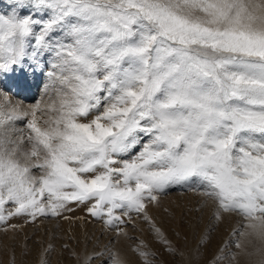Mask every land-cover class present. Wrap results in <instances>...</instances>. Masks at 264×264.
<instances>
[{"label": "snow or ice", "instance_id": "1", "mask_svg": "<svg viewBox=\"0 0 264 264\" xmlns=\"http://www.w3.org/2000/svg\"><path fill=\"white\" fill-rule=\"evenodd\" d=\"M17 72L44 75L49 103L0 87L3 231L75 204L118 236L142 219L167 245L149 207L180 186L264 242V0H12L0 79Z\"/></svg>", "mask_w": 264, "mask_h": 264}, {"label": "rangeland", "instance_id": "2", "mask_svg": "<svg viewBox=\"0 0 264 264\" xmlns=\"http://www.w3.org/2000/svg\"><path fill=\"white\" fill-rule=\"evenodd\" d=\"M11 4L12 0H0V14L10 13ZM44 83V75L20 72L0 79V87L25 109L37 103L42 107L49 103V98L43 95ZM49 115L38 114L41 122ZM202 199L196 192L174 186L160 194L158 203L149 207V215L169 241L167 245L161 243L152 227L142 219L122 226L127 234L118 236L75 204L71 205L74 211L80 210L86 221L84 227L78 226L82 229L79 231L75 221L70 220V213L74 211L67 212L70 219L66 224L61 223V217H38L34 222L13 219L11 223L18 225L16 229L5 232L0 226V264H41L42 261L44 264H83L87 256L96 253H103V257L95 264H111L110 256H118L123 264H143V259L134 251L138 246L154 253L153 264H207L217 255L223 256L219 264H262L264 242L254 236L249 237L250 241L248 237L233 236V229L241 225L240 218L226 217L223 223H217L210 218L209 209L201 207ZM209 224L215 225L214 230ZM201 236L208 241L207 246H198ZM237 239L242 245L245 242L248 245L237 249ZM169 248L174 251L170 252Z\"/></svg>", "mask_w": 264, "mask_h": 264}, {"label": "bare ground", "instance_id": "3", "mask_svg": "<svg viewBox=\"0 0 264 264\" xmlns=\"http://www.w3.org/2000/svg\"><path fill=\"white\" fill-rule=\"evenodd\" d=\"M67 214V212L66 213H64V215H66ZM71 214V219H70V217H69V219L70 220H74L75 221V223H76V227H80V228H82V227H84L85 226V224H86V221L85 220H83V216L81 215L82 213H80V210H76V211H74V212H72V213H70ZM68 216V215H67ZM89 218V217H88ZM61 223H63V224H66L67 222L69 223V219H64L63 217H61ZM91 226V225H90ZM78 227V229H77V231H79V230H82V229H80ZM86 228H87V226H86ZM89 232V231H88ZM77 233V232H76ZM96 233V232H95ZM85 235V234H84ZM247 238V237H246ZM87 239V238H86ZM242 239V240H241ZM240 240H241V242L243 241V238H241ZM248 239V241H250L249 240V237L247 238ZM115 242V241H114ZM244 242H245V240H244ZM243 243V242H242ZM245 244L246 245H248L246 242H245ZM245 244H243V245H245ZM242 245V244H241ZM242 245V246H243ZM248 249H249V247H247ZM242 249V248H241ZM251 250L252 249H250V252H251ZM259 250V249H258ZM245 251V250H244ZM246 252H247V249H246ZM128 253V252H127ZM248 253V252H247ZM241 254V253H240ZM243 254V253H242ZM128 255H129V253H128ZM250 255H251V253H250ZM126 256V255H125ZM131 256V255H130ZM130 256H128V257H130ZM249 255H246V257H248ZM252 256V255H251ZM250 256V257H251ZM124 257V256H123ZM125 258V257H124ZM131 258V257H130ZM249 258V257H248ZM127 259H129V258H127ZM244 259H246V258H244ZM252 259V258H251ZM126 260V259H125ZM131 260V259H130ZM253 261V260H252ZM251 260H250V262H252ZM129 262V261H128ZM131 262V261H130ZM246 263H248V262H246ZM251 264V263H250Z\"/></svg>", "mask_w": 264, "mask_h": 264}]
</instances>
